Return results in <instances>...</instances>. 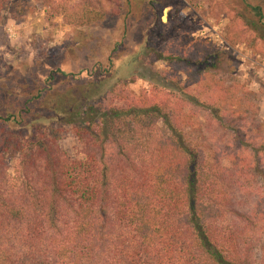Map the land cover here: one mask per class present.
Masks as SVG:
<instances>
[{"label":"trees","instance_id":"1","mask_svg":"<svg viewBox=\"0 0 264 264\" xmlns=\"http://www.w3.org/2000/svg\"><path fill=\"white\" fill-rule=\"evenodd\" d=\"M36 1L72 27L118 17L124 5ZM252 1L259 23L264 0ZM0 12L23 19L28 9L22 0H0ZM248 24L258 34L257 25ZM197 47L190 55L157 59L190 69L193 84L213 104L204 107L199 97L185 94L180 105L159 95L160 86L181 85L157 72L146 78L153 83L150 92L135 96L130 76L106 85L98 68L95 81L72 88L76 102L67 100L58 114L82 158H67L44 135L23 141L4 129L0 264H264V145L240 149L223 165L182 130V122L189 127L192 120L183 106L204 107L218 125L229 127L224 113L235 106L243 110L237 120L254 122L249 110L256 102L237 87L242 98L234 99L238 91L213 78L220 63L228 62L224 55L206 56ZM258 153L262 163L242 157Z\"/></svg>","mask_w":264,"mask_h":264},{"label":"rangeland","instance_id":"2","mask_svg":"<svg viewBox=\"0 0 264 264\" xmlns=\"http://www.w3.org/2000/svg\"><path fill=\"white\" fill-rule=\"evenodd\" d=\"M22 2L28 9L23 19L0 12V117H10V122H0V139L4 129L23 141L44 135L67 158H82L71 128L58 114L67 100L76 102L72 88L95 81L98 68L106 85L130 76L135 96L150 92L153 83L146 78L157 72L181 85L180 90L160 86L164 90L159 95L179 104L185 94L199 97L204 107L213 104L216 101L193 84L190 69L157 59L190 55L199 46L203 55H224L228 62L220 63L213 78L256 102L249 110L254 122L237 120L243 110L235 106L224 113L229 127L218 125L204 107L183 106V113L186 107L192 117L189 127L182 122L183 132L188 129L189 139L213 150L223 165L240 149L258 151L264 145V20L256 22L252 0H123L118 17L85 27L67 25L36 0ZM252 22L258 34L250 29ZM185 82L191 85L185 88ZM233 97L242 98L239 91ZM242 157L262 163L259 153ZM259 185L264 191V181Z\"/></svg>","mask_w":264,"mask_h":264}]
</instances>
